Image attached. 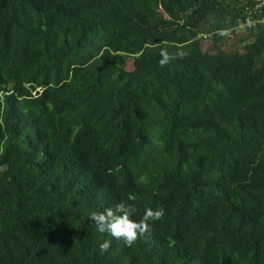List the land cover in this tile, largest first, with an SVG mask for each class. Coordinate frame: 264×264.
<instances>
[{
    "label": "trees",
    "instance_id": "16d2710c",
    "mask_svg": "<svg viewBox=\"0 0 264 264\" xmlns=\"http://www.w3.org/2000/svg\"><path fill=\"white\" fill-rule=\"evenodd\" d=\"M256 2L0 0V264H264ZM130 192L131 247L89 219Z\"/></svg>",
    "mask_w": 264,
    "mask_h": 264
},
{
    "label": "clouds",
    "instance_id": "9594fccd",
    "mask_svg": "<svg viewBox=\"0 0 264 264\" xmlns=\"http://www.w3.org/2000/svg\"><path fill=\"white\" fill-rule=\"evenodd\" d=\"M160 65L166 66L177 57L183 58L182 51L169 54L167 49L161 50ZM144 177H141L143 180ZM136 196L128 193L127 196L113 207L105 208L101 212L93 211L89 219L101 233H108L118 241H123L126 246L131 247L141 236L148 235L152 231V223L161 220L164 216L163 208L148 207L144 210L141 218L134 219L137 212L135 206ZM111 246V241L105 240L99 245L100 251L106 253Z\"/></svg>",
    "mask_w": 264,
    "mask_h": 264
},
{
    "label": "built area",
    "instance_id": "2783aa9c",
    "mask_svg": "<svg viewBox=\"0 0 264 264\" xmlns=\"http://www.w3.org/2000/svg\"><path fill=\"white\" fill-rule=\"evenodd\" d=\"M264 9V0H257L254 8L250 11H248V16H247V20L246 22L240 26L241 29L245 30L246 28L252 27L256 25V22L253 18V13L256 12H262V10ZM262 22H264V19L262 20Z\"/></svg>",
    "mask_w": 264,
    "mask_h": 264
}]
</instances>
